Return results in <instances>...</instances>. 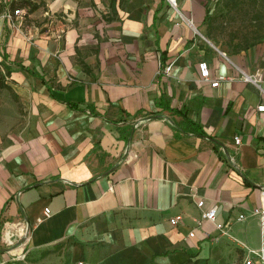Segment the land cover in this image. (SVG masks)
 Returning a JSON list of instances; mask_svg holds the SVG:
<instances>
[{"label": "crops", "instance_id": "crops-1", "mask_svg": "<svg viewBox=\"0 0 264 264\" xmlns=\"http://www.w3.org/2000/svg\"><path fill=\"white\" fill-rule=\"evenodd\" d=\"M208 1L0 0V264H232L239 242L259 248L264 40L214 46ZM199 62L224 80L201 82ZM212 207L230 237L198 224Z\"/></svg>", "mask_w": 264, "mask_h": 264}, {"label": "built area", "instance_id": "built-area-1", "mask_svg": "<svg viewBox=\"0 0 264 264\" xmlns=\"http://www.w3.org/2000/svg\"><path fill=\"white\" fill-rule=\"evenodd\" d=\"M168 3L175 7V0H167ZM22 13V11L20 9H15L13 11H6L3 14V19L11 22L13 17H17L20 16ZM171 68L172 65L169 64L161 69H159V73L168 76L171 72ZM197 70H198V76H199V80L203 83H208L210 85L211 88H215L218 86L219 82L224 80V78L222 76H218L216 77L213 81L210 79V73H209V68L206 62H199L197 64ZM242 81L246 82V83H252L254 86H256L257 88H259V81H257L254 77L252 76H247V75H242ZM264 94V92H263ZM256 111L258 113L264 114V104H260L256 107ZM234 143L235 145H239L240 141L237 137L234 138ZM261 196H262V203L260 206L253 208L250 211V215L252 217H255L258 221V226H259V239H260V246L258 249H250L247 246H245L242 243H238L239 246L245 250V256L243 257L242 260H240L239 262L236 263H232V264H254V262H258V264H264V191L261 192ZM202 202H198L197 206L199 208L202 207ZM48 209H44L43 212V216L47 217L48 216ZM216 207H212L211 209H209L208 211H201L200 212V218L198 221V224H200L202 221H208L212 224H214L215 228L221 233V235L230 237L226 231V226L216 223ZM244 219V216L241 215L239 216L238 220H242ZM170 224L175 226L180 222V217H174L171 218L169 220ZM2 239L4 241V243L9 246L13 244V238L15 237H19L18 234H14L11 230L14 229L12 228V225H8L7 223L3 225L2 227ZM193 231H191L189 233V237H193ZM22 240L24 241L27 240L28 238V227H26V229L23 230L22 232Z\"/></svg>", "mask_w": 264, "mask_h": 264}, {"label": "rangeland", "instance_id": "rangeland-1", "mask_svg": "<svg viewBox=\"0 0 264 264\" xmlns=\"http://www.w3.org/2000/svg\"><path fill=\"white\" fill-rule=\"evenodd\" d=\"M208 10L213 17V40L227 52L232 51L234 44L242 42L250 31H254L259 25H264V19L257 20L255 24L250 21L252 9L248 6L226 12L221 0H209Z\"/></svg>", "mask_w": 264, "mask_h": 264}, {"label": "trees", "instance_id": "trees-1", "mask_svg": "<svg viewBox=\"0 0 264 264\" xmlns=\"http://www.w3.org/2000/svg\"><path fill=\"white\" fill-rule=\"evenodd\" d=\"M221 2L226 12H230L238 8L242 9L244 6L250 7L252 9V15L250 21L253 24H255L259 19L261 20L264 19V0H221ZM20 6L21 8H25L29 6V3L23 1ZM15 9H20V7ZM212 18L213 17L211 16V13L207 9L205 11L204 20H203V24L205 26L204 35L210 41H212L215 46L221 49L220 45L217 42H215L212 37V24H213ZM263 40H264V25H259V27L256 28L254 31H250V33L244 38L242 42L234 44L231 52L236 53L240 51H245L250 47L258 44L259 42H262ZM184 122L187 123V125L190 127V129L193 132L201 136V132L198 130L197 127L194 126V124H192L187 119H185Z\"/></svg>", "mask_w": 264, "mask_h": 264}]
</instances>
